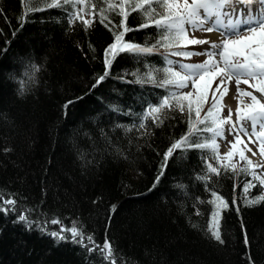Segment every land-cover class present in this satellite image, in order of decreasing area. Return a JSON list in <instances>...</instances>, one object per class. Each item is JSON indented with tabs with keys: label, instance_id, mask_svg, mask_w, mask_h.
Masks as SVG:
<instances>
[{
	"label": "trees",
	"instance_id": "1",
	"mask_svg": "<svg viewBox=\"0 0 264 264\" xmlns=\"http://www.w3.org/2000/svg\"><path fill=\"white\" fill-rule=\"evenodd\" d=\"M102 7L101 0H85L84 12L93 20L86 29L43 0H0V202L14 199L19 214L28 216L19 221L16 211H0V264H107L98 252L73 242L70 233L65 240L49 234L73 222L99 245L106 237L112 241L125 264H264V202L245 206L243 186L252 177L240 167L200 180L205 161L216 166L211 154L177 150L153 187L163 153L187 132V115L166 111L162 125L146 121L143 135L133 127L149 103L167 94L137 82L134 73L143 75L145 65L164 67V60L160 53L143 61L121 53L106 69L105 49L114 41L110 29L123 17L106 13L102 24ZM125 23L139 28L144 19L131 12ZM129 37L149 45L159 39L154 27L129 32L125 40ZM33 64L40 70L33 72ZM212 192L228 202L219 222L223 244L209 231ZM261 193L264 187L257 184L247 198Z\"/></svg>",
	"mask_w": 264,
	"mask_h": 264
},
{
	"label": "snow or ice",
	"instance_id": "2",
	"mask_svg": "<svg viewBox=\"0 0 264 264\" xmlns=\"http://www.w3.org/2000/svg\"><path fill=\"white\" fill-rule=\"evenodd\" d=\"M40 2L41 0H30V3ZM43 3L46 8H62L68 12L70 24L79 20L87 29L93 23L92 19L84 18V8L78 7L84 4L85 0H51V3L43 0ZM101 3L106 7L99 9L100 23L103 24L108 19L106 13L116 12L123 17L119 25H113L110 29L113 31L114 41L105 49L106 69L111 68L113 61L121 53H128L141 61L154 53H160L164 60V67L145 65L147 70L143 75L139 72L134 73L137 76V82L154 84L164 88L167 94L160 97L156 104L149 103L139 117L140 123L133 127H137L138 131L144 130L143 135L148 131L146 121L151 120L160 126L167 119L166 111H178L187 115V132L176 139L163 153L164 163L161 165L160 175L156 177L153 187L159 183L168 159L177 150L181 153L192 149L207 150L211 154V159L216 162V166L205 161L206 171L197 177L204 181L211 180L212 175H220L221 170L225 173L229 171L236 173L237 165L232 162V158L238 152L239 160L246 162L240 167V173L252 177L243 186L245 206L251 207L264 202V193L252 199L247 198L249 189L255 188L257 184L264 187V99L254 94L259 93L260 97H264V0H115V2L101 0ZM92 7L95 9V5ZM46 8H30L29 10L44 11ZM131 12H139L144 19V23H141L139 28L126 26L125 22ZM149 27H154L159 36L155 43L151 45L134 43L132 37L125 40L127 33ZM196 32H218L220 36L216 40L201 39L195 37ZM189 45H207V47L197 52L189 50ZM160 49L164 51L160 52ZM201 55L206 59L199 63H185L182 60L170 59V57H181L186 60L192 56ZM29 67L33 72L40 70L38 65L33 64ZM161 74L163 78L158 79ZM107 75L106 70L99 76L96 84L103 81ZM29 81L35 83L34 76H29ZM229 83L235 86L233 98L238 103L234 113L228 107L227 115H224L223 110L227 105L222 101L228 94ZM241 84L247 85L252 91L241 88ZM210 89L211 103L209 104ZM18 94L23 96L24 89L18 90ZM245 98L248 99L245 100ZM71 103L72 101H68L64 107L68 108ZM125 130L132 131V128ZM226 132L234 139L228 140ZM243 137L257 146L261 162H254L245 155V150L252 156H256L257 153L248 147ZM218 140L226 146L230 145L223 154L219 151ZM240 145H243V148H240ZM4 151L7 152L10 149L5 148ZM3 195L4 193L0 191V197ZM212 197L213 199L207 201L214 206L209 231L216 241L223 244L219 218L221 210L228 208V202L216 192H212ZM197 201L200 204L205 203L199 198ZM0 203L9 206L0 207V211L6 213L16 211L19 221L28 220L27 215L19 214V210L15 207L16 200L7 199ZM116 209L117 206L112 205L110 211L115 212ZM26 211L30 214L34 210ZM236 211L239 212V208H236ZM196 215H200L198 208ZM51 223L60 224L61 221L52 219ZM241 226L243 229V223ZM65 232L71 234L73 242L84 245L87 251L98 252L103 262L125 264L112 241L106 237L102 245L97 244L94 237L86 236L83 226L75 222L71 227L62 226L59 231L49 234L57 240H65L67 238L64 235ZM85 241L88 243L85 244ZM244 243L246 247L250 243L246 232ZM246 259L251 261L247 253Z\"/></svg>",
	"mask_w": 264,
	"mask_h": 264
},
{
	"label": "rangeland",
	"instance_id": "3",
	"mask_svg": "<svg viewBox=\"0 0 264 264\" xmlns=\"http://www.w3.org/2000/svg\"><path fill=\"white\" fill-rule=\"evenodd\" d=\"M78 7H82L83 8V4L82 5H79ZM84 17L86 18V19H90V14L89 13H86V12H84ZM197 33H200V32H196L194 35H195V37H196V34ZM212 33H214V34H216V35H218V36H220V33H218V32H212ZM197 38V37H196ZM188 48H189V50H191V51H201L202 49H204V48H206V46L205 45H189L188 46ZM204 59H206V57L205 56H192L190 59H183V58H181V57H178V58H176V60H182L183 62H185V63H199V62H202ZM178 70V69H177ZM232 84V83H231ZM232 86H233V88H234V90H235V86H234V84H232ZM213 87H214V84H213ZM240 87L241 88H244V89H246V90H250V91H252V89H250L247 85H244V84H241L240 85ZM228 89H229V86H228ZM254 94H256V93H254ZM218 95V94H217ZM257 95V94H256ZM210 97H211V89L209 90V100H208V103L210 104L211 103V99H210ZM248 98H245V100H247ZM222 103H223V101H222ZM233 110V109H232ZM235 111L233 110V113H234ZM223 114L224 115H227V108H225L224 110H223ZM235 117V115L233 116V119H235L234 118ZM226 136H227V139L228 140H233L234 139V137L233 136H231V135H228L227 134V132H226ZM243 139H244V142L245 143H248V147H250V148H252V150L254 151V152H256L257 153V155L256 156H252V154L250 153V152H247L246 150H245V155H247V156H249L254 162H261V157H260V155H259V151H258V148H257V146L255 145V144H252V143H249L248 142V140H247V138L246 137H243ZM218 143H220V149H219V151H220V153L221 154H223L224 152H226L227 150H228V148H230V145H225V143H223L222 141H219L218 140ZM240 148H243V145H240L239 146ZM232 162L233 163H236V165H237V168L238 167H241L242 165H244L246 162H244V161H240L239 160V155H238V152L233 156V158H232ZM257 171H259V169L257 170ZM220 196V195H219ZM220 215H221V213H220ZM212 217H211V222H210V224L212 223ZM219 222H220V218H219Z\"/></svg>",
	"mask_w": 264,
	"mask_h": 264
},
{
	"label": "bare ground",
	"instance_id": "4",
	"mask_svg": "<svg viewBox=\"0 0 264 264\" xmlns=\"http://www.w3.org/2000/svg\"><path fill=\"white\" fill-rule=\"evenodd\" d=\"M197 38H201V39H212V40H216L219 38L218 35L214 34V33H197L196 34ZM207 47V45H205ZM233 84V83H232ZM231 83L228 84L229 89H228V94L227 96L224 98L223 103H225L227 105L226 108L230 107L231 109H233L235 111L236 107H237V100L233 98V95L235 93V90L233 88ZM234 116V115H233ZM235 118V117H234Z\"/></svg>",
	"mask_w": 264,
	"mask_h": 264
}]
</instances>
